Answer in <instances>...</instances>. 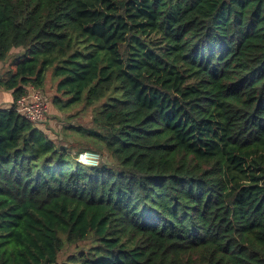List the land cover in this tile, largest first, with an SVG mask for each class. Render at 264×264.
Instances as JSON below:
<instances>
[{
  "label": "trees",
  "instance_id": "16d2710c",
  "mask_svg": "<svg viewBox=\"0 0 264 264\" xmlns=\"http://www.w3.org/2000/svg\"><path fill=\"white\" fill-rule=\"evenodd\" d=\"M14 49L0 264H264V0H0ZM48 73L75 152L15 110Z\"/></svg>",
  "mask_w": 264,
  "mask_h": 264
},
{
  "label": "rangeland",
  "instance_id": "374dc122",
  "mask_svg": "<svg viewBox=\"0 0 264 264\" xmlns=\"http://www.w3.org/2000/svg\"><path fill=\"white\" fill-rule=\"evenodd\" d=\"M17 52H19V49H14L9 53L5 61L0 60V75L8 69L9 62ZM54 86L55 83L51 80L50 74L48 73L44 86L38 90L46 104L45 119L39 123L38 127L51 136L58 145L66 146L71 152H75L76 148L87 144L88 140L79 132H73L72 127H81L83 129L91 128L93 126L91 121L93 113L92 107H83L80 104L64 111L57 110L51 102ZM30 90V87H28V92ZM92 153L94 154L93 161H97V164L99 162H104L109 165L113 164V160L105 151ZM64 249L63 256L70 252L72 253L76 248L74 245H66Z\"/></svg>",
  "mask_w": 264,
  "mask_h": 264
},
{
  "label": "built area",
  "instance_id": "2783aa9c",
  "mask_svg": "<svg viewBox=\"0 0 264 264\" xmlns=\"http://www.w3.org/2000/svg\"><path fill=\"white\" fill-rule=\"evenodd\" d=\"M30 89L26 95L16 101L15 110L31 123L39 124L45 119L46 104L39 89L32 86ZM93 155L90 151H84L78 154L77 160L84 165L94 166L97 165V161H93Z\"/></svg>",
  "mask_w": 264,
  "mask_h": 264
},
{
  "label": "crops",
  "instance_id": "0c3cea01",
  "mask_svg": "<svg viewBox=\"0 0 264 264\" xmlns=\"http://www.w3.org/2000/svg\"><path fill=\"white\" fill-rule=\"evenodd\" d=\"M12 103L11 92L0 87V107L8 108Z\"/></svg>",
  "mask_w": 264,
  "mask_h": 264
}]
</instances>
